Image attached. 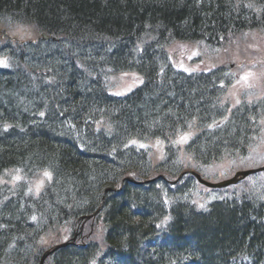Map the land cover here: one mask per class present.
Returning <instances> with one entry per match:
<instances>
[{
	"label": "trees",
	"instance_id": "16d2710c",
	"mask_svg": "<svg viewBox=\"0 0 264 264\" xmlns=\"http://www.w3.org/2000/svg\"><path fill=\"white\" fill-rule=\"evenodd\" d=\"M0 24L48 37L0 44L9 56L0 66V177L23 175L0 184V264H41L52 245L41 239L53 233H78L77 242L44 264H264V188L211 199L190 174L170 182L185 170L250 165V148L262 150L264 98L233 106L225 68L186 74L168 52L184 41L213 56L264 31V0H0ZM134 71L143 83L133 92L108 91ZM43 171L51 178L35 194ZM158 175L167 180L121 184Z\"/></svg>",
	"mask_w": 264,
	"mask_h": 264
},
{
	"label": "rangeland",
	"instance_id": "374dc122",
	"mask_svg": "<svg viewBox=\"0 0 264 264\" xmlns=\"http://www.w3.org/2000/svg\"><path fill=\"white\" fill-rule=\"evenodd\" d=\"M3 29H6L10 35L19 38L20 41L33 42L34 40H38L40 36V33L37 31V29L31 25H25L24 27L14 26L5 28V26L0 24V44H3L6 41V38L2 35ZM169 52L175 66L186 72L213 70L217 66L222 65L233 64V67H236L243 64H249L247 65L249 69L245 71L246 74L241 76L242 80L240 86H237L233 91H237L241 87L253 85L256 83V81H264V64H262L261 67L257 66V69L253 68V66L258 65L261 61L264 63V31H250L246 34L243 40H239L237 43L231 44L227 48L219 49V51L216 53L217 55L215 54L216 56H209L207 52L204 51L203 48L198 44L183 42L172 44L169 48ZM227 54L229 58H227ZM236 71L239 72V70ZM137 75V73H134L119 76L118 78L120 80V85L117 87V89H115V92L118 94H125L137 86V84L140 82V78ZM245 76H247V80L243 79ZM260 155V152H258L257 154H253L252 157L260 159ZM19 179V174L16 171H9L0 178V183L13 184ZM46 181L47 176H41V174L38 175V179L34 180V188L37 190L41 189ZM258 181H261V179L258 178ZM257 190H260V186H258ZM58 236L59 235H55L54 233L47 235L41 239V244L45 247H48L50 244L61 240Z\"/></svg>",
	"mask_w": 264,
	"mask_h": 264
},
{
	"label": "bare ground",
	"instance_id": "6f19581e",
	"mask_svg": "<svg viewBox=\"0 0 264 264\" xmlns=\"http://www.w3.org/2000/svg\"><path fill=\"white\" fill-rule=\"evenodd\" d=\"M14 63H15V62H14ZM14 65H15V66L12 65L14 69H17V67H18V68H22V69H20V71H21V72H24V73H26V74H30L29 71H30V70H31V71H34V69H35L34 67H31V68H29L30 70L28 71V70H26L27 67L24 66V65H22V64L18 65L17 63H15ZM24 67H25L26 69H23ZM17 71H18V70H17ZM19 78H21V79L24 80V81H28V80H29L30 82H34V81H35V79H34L33 77H30V75H29V76H25V75H22V74H21V76H20ZM15 82H16V81H15ZM14 84H16V83H14ZM12 88L14 89V86H13ZM108 91L111 93V92H112V89L109 87ZM235 143H236V141H235ZM229 144H230V145H228L227 147H228L229 149H231V148H232V147H231V146H232V143H229ZM233 144H234V143H233ZM120 189H121V188L110 187V190H109V191H111V190H112V191H119ZM227 198H228V197H220V198L218 199L219 202H217V203L228 202ZM181 199H183V197H182ZM181 199H180V200H181ZM244 200H245V197H241V201H244ZM257 206L261 209L262 212H264V209L262 208L263 204L258 203ZM260 223L264 225V221H263V219L260 221ZM99 255H100V254H98L97 257H99ZM95 256H96V254H95Z\"/></svg>",
	"mask_w": 264,
	"mask_h": 264
},
{
	"label": "water",
	"instance_id": "95a60500",
	"mask_svg": "<svg viewBox=\"0 0 264 264\" xmlns=\"http://www.w3.org/2000/svg\"><path fill=\"white\" fill-rule=\"evenodd\" d=\"M251 171H239L236 173V175L230 179V180H227V181H224V182H221V183H218V184H213V183H210V182H207L205 180H203L199 175H197L198 179L208 185V186H212V187H223V186H226L228 184H231V183H235L237 181H239L241 178H243L244 176H246L247 174H249ZM110 190V188L107 189V191ZM66 244V243H65ZM65 244H62V245H65ZM59 246H56L54 247L52 250H55L56 248H58ZM51 251H48L43 258H45ZM42 264H43V261H42Z\"/></svg>",
	"mask_w": 264,
	"mask_h": 264
},
{
	"label": "snow or ice",
	"instance_id": "6c2138e0",
	"mask_svg": "<svg viewBox=\"0 0 264 264\" xmlns=\"http://www.w3.org/2000/svg\"><path fill=\"white\" fill-rule=\"evenodd\" d=\"M0 63H3V61H0ZM243 79L247 80V76L243 77ZM236 102L239 103V100H237ZM262 123H264V121H262ZM133 143H135V141H133ZM44 175L47 176L49 179L51 178L50 173L45 172ZM33 219H35V217H33Z\"/></svg>",
	"mask_w": 264,
	"mask_h": 264
}]
</instances>
